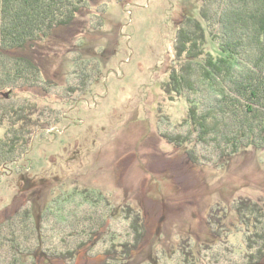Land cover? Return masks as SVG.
I'll return each instance as SVG.
<instances>
[{
    "label": "rangeland",
    "instance_id": "rangeland-1",
    "mask_svg": "<svg viewBox=\"0 0 264 264\" xmlns=\"http://www.w3.org/2000/svg\"><path fill=\"white\" fill-rule=\"evenodd\" d=\"M203 6V0H82L74 24L37 50L44 87L1 101L15 108L35 103L45 127L33 128L20 159L0 174L1 264L10 260L9 218L26 208L37 219L44 214L40 230L11 225L38 264L101 263L113 235L118 243L130 239L127 208L140 212L147 230L127 264H186L183 241L191 251L187 264H246V237L257 225H241L234 206L249 200L264 210V143L219 158L217 144L224 145L212 137L197 141L186 123L187 99L200 100L203 88L180 97L165 92L171 70L185 64V54L177 57V33L187 19L204 25ZM202 51L218 55L209 36ZM170 138L186 142L177 146ZM85 191L103 194L110 205L82 201ZM70 197L82 203L75 209L63 202ZM52 204H62L70 226L45 209ZM216 210L224 218L217 236L208 223ZM87 214L102 219L99 236L72 261L38 252L72 250V233L85 228Z\"/></svg>",
    "mask_w": 264,
    "mask_h": 264
},
{
    "label": "trees",
    "instance_id": "trees-1",
    "mask_svg": "<svg viewBox=\"0 0 264 264\" xmlns=\"http://www.w3.org/2000/svg\"><path fill=\"white\" fill-rule=\"evenodd\" d=\"M203 4L200 19L204 25L187 19L177 33V57L185 54V64L171 70L165 92L180 97L186 91L195 93L197 88H203L200 100L187 99L190 107L186 123L197 132V141L206 143L212 137L221 142L224 146L217 144L218 157L229 159L242 149H260V143H264V0H203ZM81 11L82 0H0V131L5 130L0 137V174H5L8 166L20 159L21 149L24 150L21 144L28 143L33 128H45L36 117L35 103L15 108L2 105L1 101L24 88L44 87L42 71L34 55L56 32L70 28ZM208 36L217 46V57L202 51ZM170 139L177 146L186 142L184 138ZM83 195L82 201L87 203L110 205L101 193L85 191ZM74 201L71 197L63 200L66 204L74 203L76 209L82 201ZM61 205L45 209L50 212L53 208V213L58 212L59 223L70 226L65 208L58 209ZM127 210L130 239L118 243L113 235L110 247L101 253L103 259L99 264H127L143 246L147 234L144 219L140 212ZM219 213L222 211L209 214L208 223L215 236L220 235L224 227V218L219 217ZM234 213L241 225L256 222L255 232L246 237V264H260L264 259L263 208L249 200L240 201L235 204ZM19 215L9 218L8 264H38L33 250L20 245V236L15 235L11 222H19L18 227L24 231L30 224L32 232H37L44 214L37 219L33 210L26 208L23 215ZM83 217L85 228L72 233V243H75L70 247L72 250L54 253L39 249L38 252L54 260L72 261L78 251L99 236L98 223L102 219L96 220L89 214ZM39 238L41 240V236ZM3 241L1 236L0 248ZM39 243L38 240L35 246ZM189 247L187 241L180 246L186 264L191 259ZM23 255L28 261L22 260Z\"/></svg>",
    "mask_w": 264,
    "mask_h": 264
}]
</instances>
